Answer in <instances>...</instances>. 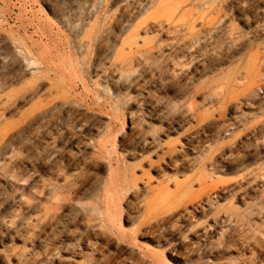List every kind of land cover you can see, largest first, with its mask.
I'll use <instances>...</instances> for the list:
<instances>
[{"label": "rangeland", "instance_id": "obj_1", "mask_svg": "<svg viewBox=\"0 0 264 264\" xmlns=\"http://www.w3.org/2000/svg\"><path fill=\"white\" fill-rule=\"evenodd\" d=\"M263 10L264 0H0V264H90L89 242L109 264H264V89L231 100L263 53ZM167 142L180 153L159 160ZM215 161L220 174L198 169ZM109 164L142 180L106 203ZM55 186L66 189L53 207ZM214 220L224 222L206 231Z\"/></svg>", "mask_w": 264, "mask_h": 264}, {"label": "bare ground", "instance_id": "obj_2", "mask_svg": "<svg viewBox=\"0 0 264 264\" xmlns=\"http://www.w3.org/2000/svg\"><path fill=\"white\" fill-rule=\"evenodd\" d=\"M244 3V1H243V3L241 2V4L240 3H237L236 5L237 6H245V5H247V4H245ZM248 6V5H247ZM250 6V5H249ZM246 8V7H245ZM262 13H263V17H264V10L262 11ZM219 19V18H218ZM243 19H245V18H243ZM247 22L248 21H246L245 23H246V25H247ZM224 26V25H223ZM211 28V27H210ZM254 28H256L257 30H258V33H262V34H264V26H259L258 25V23L256 24V27H254ZM215 29H216V27H215ZM214 29V30H215ZM212 31L213 30H208L207 32H211L210 34L212 35ZM218 31H220V30H218ZM223 31V30H222ZM222 31H220L221 33H222ZM109 33V32H108ZM219 33V32H218ZM217 33V34H218ZM226 33V32H225ZM253 33V32H252ZM213 34H215L214 36H216L217 34H216V32H214L213 31ZM227 34V33H226ZM225 34V35H226ZM254 34V33H253ZM261 34V35H262ZM208 35V34H207ZM223 35H224V33H223ZM222 35V36H223ZM257 35V34H256ZM260 35V34H259ZM220 36V35H219ZM210 38V37H209ZM217 38V37H216ZM211 39V38H210ZM218 39H219V37H218ZM217 39V40H218ZM264 39V37L261 39V40H263ZM200 41L198 38L197 39H195V41ZM213 41H214V39H212ZM205 41H207V39H205V40H201V42L200 43H202V45H204L205 46V43H208L209 41H207V42H205ZM98 42V41H97ZM213 43V42H212ZM98 44L100 45V42H98ZM207 45V44H206ZM210 45V44H209ZM208 45V46H209ZM261 46H262V50H263V53H262V55H256L255 56V58L253 59V61H252V63L253 64H251V72H250V70H249V72L248 73H246L244 76H239L236 80H238V81H248V83H246V84H241V85H239V86H236V87H238V88H243V91L238 95V96H236V98H233V99H231V100H234V99H237L238 97H246V98H251L252 99V97H254V98H258V97H261V96H259V92H261L263 89H264V83L263 82H261V80H260V78H262V77H264V75H261V73L262 72H264V42L263 43H261L260 44ZM95 46V45H94ZM202 47V46H201ZM206 47V46H205ZM236 47V46H235ZM53 48V47H52ZM207 48V47H206ZM236 49V48H235ZM237 49H239V48H237ZM205 50V49H204ZM27 52H28V54L30 55L31 54V52H30V49H28L27 48V50H26ZM26 52V53H27ZM203 54V53H202ZM201 54V55H202ZM200 55V54H199ZM206 55V54H205ZM205 55H203V56H205ZM223 56V55H222ZM201 57V56H200ZM203 58V57H202ZM205 60H206V58H204ZM200 61V60H199ZM204 61V60H203ZM207 61V60H206ZM202 62V61H201ZM205 62V61H204ZM203 62V63H204ZM208 63V62H207ZM36 65V62H35V60H29L28 62H27V67H32V66H35ZM215 65H217V64H215ZM64 70H66V72H68V71H73L72 70V66L71 65H69V66H67V67H65L64 68ZM205 71V70H204ZM198 74V73H197ZM68 77H70V79H73L74 78V74L73 73H69V76ZM69 80V79H68ZM193 92V91H192ZM263 95H264V93H263ZM253 98V99H254ZM249 99L246 101L247 103H248V101H249ZM250 99V100H251ZM252 99V100H253ZM231 100H229V99H223V101L221 102V105H224V104H227V103H229V101H231ZM156 104V103H155ZM157 106V105H156ZM238 107H240V106H238ZM150 109L152 110L149 114L151 115V113L154 111L153 109H152V107H150ZM190 116V115H189ZM218 116V115H217ZM196 119V118H195ZM198 119H200V117H197V121H198ZM174 122V121H173ZM182 122H186V118H185V116L184 117H182L181 118V120L179 121V123L181 124ZM200 122V121H199ZM198 123V122H197ZM196 123V124H197ZM170 124V123H169ZM199 124V123H198ZM130 125H131V127H130V129H132L133 127H132V123H130ZM168 125V124H167ZM174 125V124H173ZM178 125V124H177ZM206 125V124H205ZM209 126V125H208ZM207 126V127H208ZM171 128V127H170ZM170 131V130H169ZM166 137V136H165ZM197 137V136H196ZM156 139V138H155ZM194 139V138H193ZM153 140V139H152ZM255 141V140H254ZM257 141V140H256ZM151 143H153L154 144V140H153V142L151 141L149 144H151ZM168 143V142H167ZM166 143V144H167ZM159 144V143H158ZM164 145V146H166V149H165V152H163V153H161V158L159 159V160H163V159H165L166 157V159H168L169 157H171V156H175V155H178L179 153H180V149H177L176 147H175V145H173V144H171L170 142L167 144V145ZM256 144V143H255ZM146 146V145H145ZM152 146H155V145H152ZM244 146V145H243ZM146 147H148V146H146ZM192 147V146H191ZM154 148V147H153ZM210 148V147H209ZM243 148H245V146L243 147ZM195 149V148H194ZM182 151V150H181ZM201 152V151H200ZM243 152H244V150H243ZM246 152V151H245ZM207 153V152H206ZM232 153V152H231ZM235 153V152H234ZM241 154H242V152H240ZM239 153V154H240ZM193 156H196V155H198L197 153H195V151H194V153L192 152L191 153ZM201 154V153H200ZM236 154V153H235ZM238 154V155H239ZM245 154V153H244ZM222 155V154H221ZM230 155V154H229ZM237 155V154H236ZM235 155V156H236ZM180 156V155H179ZM200 156V155H199ZM217 156V155H216ZM216 156H214V157H216ZM220 155H218V157H219ZM228 155H226V158H224V159H227L228 157H227ZM235 156H233L234 158H235ZM240 156V155H239ZM238 156V157H239ZM248 156V155H247ZM198 157V156H197ZM196 157V158H197ZM203 157V156H202ZM206 157V156H205ZM221 157V156H220ZM219 157V158H220ZM231 157V156H230ZM243 158H244V156H242ZM246 157V156H245ZM174 158H176V157H174ZM182 158V157H181ZM232 158V157H231ZM240 158V157H239ZM248 158V157H247ZM246 158V159H247ZM170 159V158H169ZM193 159V158H192ZM200 159V158H199ZM172 160V159H171ZM190 160V159H189ZM196 159H194V161H195ZM198 160V159H197ZM237 160V159H236ZM244 160V159H243ZM214 161V160H213ZM222 161V160H221ZM171 162V161H170ZM174 162V161H173ZM185 162V161H184ZM191 162V161H190ZM229 162V161H228ZM228 162H227V164H228ZM238 162H239V159H238ZM181 163V162H180ZM195 163H197V161H195ZM199 163V162H198ZM221 163V162H220ZM219 162H217V161H215L214 163H209V164H207V163H200V166H199V170H201V172H213L214 174H216V173H218V174H220L221 172H223V170L224 169H226L225 168V166H223V165H225L226 163H225V160H223V165L221 166V164H220ZM243 163V162H242ZM246 163V162H245ZM165 164V163H164ZM192 164V163H191ZM190 164V165H191ZM231 164V163H230ZM230 164H229V166H230ZM235 164V163H234ZM155 165V163L154 162H152V161H150V160H148L147 161V167L148 168H154L153 166ZM187 165H189V163H187ZM194 165V164H193ZM196 166H197V164H195ZM246 165V164H245ZM122 166V165H121ZM160 166V165H159ZM184 166V165H183ZM232 166V165H231ZM240 167V166H239ZM245 167V166H244ZM158 168V167H157ZM157 168H154V169H157ZM257 169H259V168H257ZM158 170H159V168H158ZM231 170V169H230ZM241 170V169H240ZM249 170V169H248ZM263 170V169H262ZM159 171H161V170H159ZM244 171V170H243ZM242 171V172H243ZM245 171H247V169L245 170ZM244 171V172H245ZM256 171V170H255ZM141 172V174H142V177H145V176H147V171H144V170H141L140 171ZM240 172V171H239ZM254 172V171H253ZM225 173V172H224ZM254 173H256V172H254ZM261 176V175H260ZM243 177H245V176H243ZM245 179V178H244ZM244 179H243V181H244ZM261 179V178H260ZM142 180V178H137L136 177V175H135V167H133V166H129V165H124L123 164V167H122V169H121V167H120V169H118V168H113L112 167V165L111 164H109V165H107V179H106V181L105 182H103L102 183V190H103V193H104V198H105V202L107 203L108 201H111V200H113V196H114V194L116 193V192H118V191H124V190H133V191H137L138 190V184H139V182ZM222 183H224V182H220L219 184H222ZM224 188V187H223ZM223 188L221 189L222 190V192L223 191H225V190H223ZM63 189H66L64 186H55V187H53L52 188V190H51V196H52V200L51 201H49L48 200V203H51V204H54V203H52V201H57L58 200V196L61 194V192H62V190ZM221 190H220V192H221ZM61 191V192H60ZM149 191H150V193H151V189H149ZM124 192H126V191H124ZM221 192V193H222ZM225 192H227V191H225ZM63 193H64V191H63ZM66 193V192H65ZM123 194V193H122ZM215 194V193H214ZM214 194H212V195H207V199H208V203H210L209 202V200L211 201V197H213L214 196ZM220 194V193H219ZM218 194V195H219ZM66 195H70V193H66ZM217 196V195H216ZM245 196V195H244ZM241 197V196H240ZM218 198V197H217ZM241 198H243V197H241ZM241 198H240V201H241ZM215 200H216V198H214ZM213 199V200H214ZM239 199V198H238ZM204 200V199H203ZM203 200H201V201H203ZM243 200V199H242ZM143 201V200H142ZM112 202V201H111ZM105 203V205L104 206H106L107 204ZM199 203V202H198ZM202 203V202H201ZM205 203H207L206 201H205ZM212 203V202H211ZM109 204V203H108ZM200 204V203H199ZM202 204H204V202L202 203ZM111 205V204H110ZM145 205H146V208H145V218H150V217H152V219H155L156 218V216H155V218H153V216H154V214L152 213V209H151V207H150V202L149 201H147V202H145ZM180 206H182V205H180ZM187 206V205H186ZM53 207H56V203L53 205ZM178 207V206H177ZM188 207V206H187ZM194 207H196V208H198V207H200L199 205H196L195 204V206ZM204 207V206H203ZM208 208V207H207ZM53 210V209H52ZM175 211V210H174ZM201 211H203V210H201ZM93 212H95V211H93ZM105 212H108V209L105 207ZM98 213H100V212H98ZM98 213H97V215H98ZM174 213V212H173ZM178 212L176 211L175 212V215L177 214ZM191 213V212H190ZM102 214V213H101ZM165 214V213H164ZM187 214V213H186ZM44 215L47 217L48 215H49V209L48 208H46V207H44ZM55 215V214H54ZM108 215V214H107ZM179 215V214H178ZM190 215V214H189ZM53 216V215H52ZM52 216H51V218H52ZM56 216V215H55ZM55 216H53L54 217V219H55ZM150 216V217H149ZM181 216H182V214H181ZM183 216H184V214H183ZM49 217H50V215H49ZM48 217V218H49ZM57 217V216H56ZM186 217V216H185ZM187 217H189L188 215H187ZM226 217H228V216H226ZM225 217V218H226ZM231 217V216H230ZM50 218V219H51ZM158 218V217H157ZM156 218V219H157ZM161 218V217H160ZM169 218V217H168ZM167 218V219H168ZM181 218H183V217H181ZM53 219V220H54ZM57 219V218H56ZM151 219V218H150ZM151 219V222H149L150 223V225H152L150 228L152 229V228H157V226H158V224L154 221L153 222V220ZM176 219H180V216L179 217H177ZM175 219V220H176ZM52 220V219H51ZM50 220V223L52 222ZM183 220V219H182ZM44 221H45V219H44ZM48 221V220H47ZM55 221V220H54ZM53 221V222H54ZM109 221V220H108ZM158 221V220H157ZM164 221V219L161 221V223H159L160 225V227H161V225H162V222ZM167 221V220H166ZM224 221H225V219H224ZM223 221V222H224ZM90 222V221H89ZM168 222V221H167ZM170 222V221H169ZM169 222L167 223V224H169ZM222 221L220 222V223H218L216 220H214V222L212 221V225H207L206 226V231H212V232H215V230H214V228L216 229L217 227H219L218 225H221L222 223H223ZM226 222V221H225ZM141 223H143V222H141ZM141 223L139 224L140 226H141ZM148 223V222H147ZM165 223L166 222H164V226H165ZM173 224L175 225V222H173ZM231 224H233V222L231 223ZM230 224V225H231ZM143 225V224H142ZM145 225H146V223H145ZM102 226H104V225H102ZM147 226V225H146ZM167 226V225H166ZM168 226H171V224L170 225H168ZM100 227V226H99ZM174 226H172V228H173ZM141 228V227H140ZM145 228V227H144ZM100 229H102V228H100ZM147 229V228H146ZM151 229H148V231L150 230L151 231ZM154 232H156L157 230H153ZM123 234V233H122ZM96 234H94L93 236H95ZM202 235H203V237L205 238V235H206V233H205V230L203 231V233H202ZM108 236L109 235H107V232H101V233H99V237L100 238H108ZM112 237V236H111ZM88 238V237H87ZM95 238H97L98 239V236L97 237H95ZM94 239V238H93ZM96 240V239H95ZM110 240V239H109ZM80 241H82V240H80ZM135 241V240H134ZM133 241V242H134ZM87 242V241H86ZM115 242H117V241H115ZM90 243V242H89ZM89 243H86L85 245H83L82 243V246H84V249L87 251L86 253H85V257H86V255L88 254L90 257H95L94 258V260H92V262H91V260H90V264H101V263H103V262H106V264H109V263H107V261H106V259H105V255L103 256L102 254V251H101V254H99V252H97V251H95L94 249V251L92 250V249H90L89 247H90V244ZM135 243H136V241H135ZM92 244V243H91ZM95 245H96V243H94ZM93 244V245H94ZM106 244H108L107 242H106ZM94 247V246H93ZM96 247V246H95ZM98 247V246H97ZM100 248V247H99ZM98 249V248H97ZM101 249V248H100ZM142 252V251H141ZM145 252V251H144ZM147 252V251H146ZM84 253V252H83ZM75 254V253H74ZM148 254L150 255H152V254H154L153 252H147V254H139V256H138V259H143V258H145L146 256L148 257ZM113 257V256H112ZM112 257L110 258V260H112ZM70 258V257H69ZM72 258H73V256H72ZM161 258V257H160ZM87 259V258H86ZM107 259H109V257H107ZM71 260H73V259H71ZM71 260H67L68 262H71ZM83 260V259H82ZM109 260V261H110ZM89 261V260H88ZM112 261H115L114 259L112 260ZM82 262V261H81ZM85 262H87V261H85ZM153 262V261H152ZM67 263V262H66ZM76 263H79V261L78 262H76ZM75 262H73L72 264H76ZM70 264V263H69ZM111 264H112V262H111ZM114 264V263H113ZM151 264V263H150ZM154 264V263H153Z\"/></svg>", "mask_w": 264, "mask_h": 264}]
</instances>
